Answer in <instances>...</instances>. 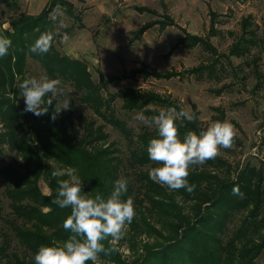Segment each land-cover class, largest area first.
<instances>
[{
    "label": "trees",
    "instance_id": "16d2710c",
    "mask_svg": "<svg viewBox=\"0 0 264 264\" xmlns=\"http://www.w3.org/2000/svg\"><path fill=\"white\" fill-rule=\"evenodd\" d=\"M4 0L11 11L17 10V0ZM73 1L49 0L36 16L22 13L12 17L11 31L0 30V36L11 39L12 45L5 57L0 58V119L4 132L0 134V178L4 182V197L9 201L13 219L2 220L11 237L2 234L0 244V264H35V255L41 246H51L52 241L64 242L70 232L63 228L70 208H60L53 203L56 198L58 179L51 171L68 168L76 169L83 180V191L99 193L107 198L114 188V182L122 172H134L133 184L122 199L132 196L136 215L127 227L133 235L155 234L163 243L145 245L144 255L138 264H255L264 253V184L262 174L248 170L238 177L239 195L222 194L223 182L214 181V172L221 164L210 159L203 165L190 166L189 183L195 184V191L189 194L185 189L170 191L166 186L154 182L149 171L161 165L149 159L147 148L153 138H158V130L150 121L160 109L182 108L179 101L163 97L152 91L125 89L109 94L103 92L116 82L134 79L137 75L144 79L166 80L180 78L177 72H157L144 63L139 69L124 72L118 77H104L99 73L98 83L86 63L61 54L56 43L60 35L56 31V21L51 16L57 11H65L75 16ZM143 12L153 14L150 10ZM1 15V7H0ZM155 25L163 30L173 22H152L144 25L137 36L142 37ZM250 21H243L242 43L233 46L231 52L243 56L250 52L251 46H262L254 32L248 30ZM55 33L52 47L46 54L30 51V47L44 32ZM251 35L250 38L247 36ZM194 42L196 38H191ZM199 42V41H198ZM40 66L50 79H59L61 87L69 86L80 96V103L102 121L78 120L74 104L62 111L53 121L51 115L54 104L48 113L36 116L25 112V100L20 93V84L24 81L28 62ZM203 68L188 71L200 73ZM219 93V92H218ZM50 95V94H49ZM48 97H45L47 101ZM121 100L122 109L127 113L143 114L151 127H142L136 134L127 122L117 117L114 103ZM55 103V101H54ZM47 107V104H45ZM220 120L224 121V112ZM193 120L178 119V133L183 140L189 131L199 134L204 129L198 120V113L192 114ZM107 126L119 132L126 141L128 156L122 160L114 144L106 147L109 135ZM7 146V149L5 148ZM11 158L8 164L5 162ZM54 162L58 167L49 164ZM146 168L149 170L144 171ZM213 176V177H212ZM43 178L51 194L44 195L39 189ZM129 183V182H128ZM136 194L138 196H136ZM195 203L192 215H184L177 200ZM207 205L204 212L202 205ZM235 217L239 224L232 231ZM156 225H160L157 230ZM166 232L167 235L162 234ZM16 241L20 255L12 247ZM106 248L114 247L107 240L102 241ZM98 259L109 260L114 264H125L116 251L110 254L100 253ZM87 264H93L88 261Z\"/></svg>",
    "mask_w": 264,
    "mask_h": 264
},
{
    "label": "rangeland",
    "instance_id": "374dc122",
    "mask_svg": "<svg viewBox=\"0 0 264 264\" xmlns=\"http://www.w3.org/2000/svg\"><path fill=\"white\" fill-rule=\"evenodd\" d=\"M48 1L17 0L14 4L18 9L11 11L4 0H0V30L11 31V18L22 13L38 15ZM72 3L74 17L65 11H57L51 16L60 35L56 48L63 55L86 63L95 82L99 81V73L104 77H118L139 69V63L157 72L173 71L181 76L166 81L137 75L134 79L109 85L103 92L105 98L125 89L152 91L165 98L171 97L189 114L197 112L204 130L214 118L220 120L216 110L223 111L224 120L234 126L235 138L230 148H219V154L214 158L221 163L212 176L216 178L214 181L223 182L222 194L233 195V188L239 186L238 177L254 170L262 174L264 184V0H82ZM147 9L153 14L143 12ZM246 19L250 21L248 30L255 33L262 46H251L249 53L239 57L231 50L242 43ZM167 20L174 25L163 30L155 25L142 37L137 36L144 25ZM65 33L69 36L67 42L62 39ZM197 68H203V71L188 73ZM41 75L45 74L40 66L29 61L25 79ZM62 88L70 94L78 120L85 118L102 124L80 103L77 92L69 86ZM114 108L117 117L127 122L136 134L142 127H151L146 120L137 119L139 113L125 112L121 100L114 103ZM4 131L0 119V134ZM105 132L109 135L106 147L114 144L119 150L117 156L125 160L128 156L126 141L110 126ZM9 157L5 164L15 156L10 154ZM49 164L58 167L54 162ZM147 170L149 168L144 171ZM122 174L128 184L135 186L133 171L125 170ZM4 189L0 178L1 215L11 220L10 203L3 195ZM39 189L46 196L51 194L43 178L39 181ZM177 204L184 215H192L191 208L195 203L178 199ZM206 206L202 205L200 210L204 212ZM238 224L235 217L229 229L232 231ZM6 228L0 220V244L3 232L12 236ZM155 228L160 230V225ZM162 234L167 235L166 232ZM158 238L155 234L133 235L127 227L125 237L114 245L115 251L125 264H138L145 245L164 242ZM12 247L20 254L16 241L12 242ZM96 264L114 263L98 259ZM255 264H264V253Z\"/></svg>",
    "mask_w": 264,
    "mask_h": 264
},
{
    "label": "clouds",
    "instance_id": "9594fccd",
    "mask_svg": "<svg viewBox=\"0 0 264 264\" xmlns=\"http://www.w3.org/2000/svg\"><path fill=\"white\" fill-rule=\"evenodd\" d=\"M55 33L44 32L30 47V51L46 54L52 47ZM67 42L69 36L62 37ZM12 45L11 39L0 36V58L8 54ZM20 93L25 100V112L36 116L46 115L54 104L51 119L54 121L72 103L70 94L65 93L59 79H50L47 75L39 78H26L20 84ZM50 94V95H49ZM48 97L45 101V97ZM59 97H64L59 99ZM55 101V103H54ZM47 104V107H45ZM193 120V116L184 108L177 111L176 107L160 109L157 115L148 119L158 130V138L150 140L147 152L149 159L161 165L149 171V177L170 191L185 189L189 194L195 191L196 185L189 183L190 166L203 165L219 154V148H230L234 142L235 129L228 120L215 121L206 130L197 134L189 131L181 140L178 133V119ZM145 120L143 114L137 116ZM58 179L56 198L53 201L60 208H70L71 213L65 219L63 228L70 232L64 242L52 241L51 246H41L34 259L35 264H96L98 254H110L114 247L106 248L102 241L110 245L123 239L127 226L136 215L134 199L128 196L122 199L128 191V180L120 177L114 182L111 194L104 198L101 194L83 191V180L77 175L76 169L65 171L53 169L51 176ZM233 195H239L238 187L233 188Z\"/></svg>",
    "mask_w": 264,
    "mask_h": 264
},
{
    "label": "crops",
    "instance_id": "0c3cea01",
    "mask_svg": "<svg viewBox=\"0 0 264 264\" xmlns=\"http://www.w3.org/2000/svg\"><path fill=\"white\" fill-rule=\"evenodd\" d=\"M43 10V9H42Z\"/></svg>",
    "mask_w": 264,
    "mask_h": 264
}]
</instances>
